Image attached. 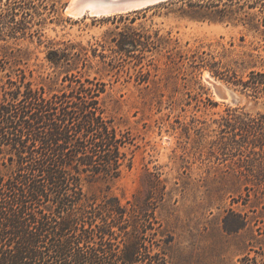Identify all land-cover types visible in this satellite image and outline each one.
<instances>
[{
    "label": "rangeland",
    "instance_id": "1",
    "mask_svg": "<svg viewBox=\"0 0 264 264\" xmlns=\"http://www.w3.org/2000/svg\"><path fill=\"white\" fill-rule=\"evenodd\" d=\"M163 1L75 17L69 0H60L42 10L41 44L34 36L0 45L24 50L33 81L54 88L62 69L47 61V46L84 48L89 58L79 68L106 83L107 113L134 138L131 166L109 182L110 191L123 203L154 208L151 232L158 245L167 239L170 264H238L248 252L264 258V95L230 82L264 70V25L250 26L248 14L263 22L264 0ZM132 29L156 41L140 63L117 54L112 41Z\"/></svg>",
    "mask_w": 264,
    "mask_h": 264
},
{
    "label": "trees",
    "instance_id": "2",
    "mask_svg": "<svg viewBox=\"0 0 264 264\" xmlns=\"http://www.w3.org/2000/svg\"><path fill=\"white\" fill-rule=\"evenodd\" d=\"M59 2L0 0V39L35 36L41 44L42 10ZM248 14L250 26L264 25V18L259 23ZM112 41L117 54L139 63L156 45L134 29ZM72 49L71 43L47 46V61L62 69L54 88L33 81L22 66L24 50L0 45V264H170L167 239L158 245L151 232L154 208L123 203L110 191L109 182L131 166L127 150L134 138L107 113L106 83L82 73L87 52ZM246 76L229 81L264 95V70L250 69ZM94 186L98 192L89 190ZM260 255L248 252L238 264H264Z\"/></svg>",
    "mask_w": 264,
    "mask_h": 264
},
{
    "label": "water",
    "instance_id": "3",
    "mask_svg": "<svg viewBox=\"0 0 264 264\" xmlns=\"http://www.w3.org/2000/svg\"><path fill=\"white\" fill-rule=\"evenodd\" d=\"M158 1L163 0H156L155 2ZM70 4L73 8H78L79 17H81L86 14L90 15L91 12L93 13L92 16H107L116 13L128 12L142 8L151 3H138L137 0H69L67 9ZM218 90L224 98H231V100L236 99L235 93L230 89L226 87H218Z\"/></svg>",
    "mask_w": 264,
    "mask_h": 264
},
{
    "label": "bare ground",
    "instance_id": "4",
    "mask_svg": "<svg viewBox=\"0 0 264 264\" xmlns=\"http://www.w3.org/2000/svg\"><path fill=\"white\" fill-rule=\"evenodd\" d=\"M156 0H137L138 3H152V2H155ZM68 12L72 15V16H75V17H79V13H78V8H73L72 5L70 4L69 7H68ZM93 10V8H92ZM93 13L91 12L90 15H92ZM99 16V15H97Z\"/></svg>",
    "mask_w": 264,
    "mask_h": 264
}]
</instances>
